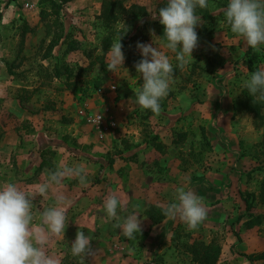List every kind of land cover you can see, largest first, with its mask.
I'll return each instance as SVG.
<instances>
[{"label":"rangeland","instance_id":"1","mask_svg":"<svg viewBox=\"0 0 264 264\" xmlns=\"http://www.w3.org/2000/svg\"><path fill=\"white\" fill-rule=\"evenodd\" d=\"M52 3L0 0V143L3 136L18 142V176L28 181L65 164H82L90 188L102 180L109 185L116 168L124 172L145 164L162 183L147 190L152 200L163 198L167 205L175 189L184 186L202 196L207 208V219L189 230L179 218L165 217L162 207L146 206L138 235L157 227L163 231L158 224L164 221L167 232L161 242L166 249L153 254L149 264H198L206 245L218 249L215 264H264V102H253L242 87L252 71L264 68V45L259 52L249 49L230 31L224 17L228 0H209L207 8H197L199 46L184 70L175 67L163 26L152 18L167 0H72L57 15ZM121 34L125 61L113 73L105 53ZM138 41L173 57L175 83L159 115L135 101L142 84L134 67L141 59ZM91 61L95 64L86 71ZM97 116L100 124L93 122ZM70 186L75 197L83 196L67 214L64 239L50 235L56 242L48 245L49 252L65 245L60 264H80L71 253L78 230L92 237L94 252L99 247L85 264H106L105 241L111 243L106 247L110 258L133 253L120 229L118 241L110 239L115 220L102 203L94 204L107 190L88 196L77 179H70ZM67 199L73 207V198ZM86 208L92 215L81 218L78 213ZM133 211L125 206L118 215ZM139 241L135 246L141 248Z\"/></svg>","mask_w":264,"mask_h":264},{"label":"clouds","instance_id":"2","mask_svg":"<svg viewBox=\"0 0 264 264\" xmlns=\"http://www.w3.org/2000/svg\"><path fill=\"white\" fill-rule=\"evenodd\" d=\"M208 6L209 0H167L166 5L152 16L153 19L158 17L163 26L162 38L166 40V49L174 54L175 67L180 70L194 61L192 52L199 46L196 28L202 18L197 15V8L205 9ZM224 17L233 34L242 37L251 49L261 51L260 46L264 45V0H228ZM123 34L113 40L105 53L108 58L107 70L113 73L123 67L125 61L121 42ZM136 48L141 59L134 67L142 78V84L135 93V101L140 108L159 115L161 101L169 95L175 83L173 57L153 44L138 41ZM242 87L247 89L253 102H264V68L252 71L250 77L243 80ZM100 119L98 117V122ZM45 177V181L37 184L31 194L21 190L14 182H5L0 187V264H60L59 259L47 254L45 245L50 235L64 239L67 211L72 201L58 194L56 206L39 212L41 223L34 225L33 200L37 195H47L50 186H60L65 179H77L83 186H87L89 180L82 164H65L47 171ZM124 206L115 193H109L103 204L107 216L115 220L113 228L120 229L127 240L136 241L142 231L140 206L134 205L132 213L121 217L118 208ZM162 212L169 219L179 218L189 230L197 229L207 219L204 198L184 186L175 189L173 200L163 207ZM91 242V236L83 231L76 232L71 253L81 258L80 264H85V260L94 254Z\"/></svg>","mask_w":264,"mask_h":264},{"label":"crops","instance_id":"3","mask_svg":"<svg viewBox=\"0 0 264 264\" xmlns=\"http://www.w3.org/2000/svg\"><path fill=\"white\" fill-rule=\"evenodd\" d=\"M17 144L18 142L11 144L10 140L7 139L6 136H3L1 140V143H0V183L4 184L5 182H14L19 188L21 187L20 188L21 190L28 189L29 191L31 190V193H33L35 191V186L39 183H43L45 181V177L43 178L38 177L36 179L33 178L31 180L25 181L23 177L18 176L17 174L18 170H16L17 166L15 165V160H14V156L18 152ZM118 169L116 168L114 170L112 174L113 179L111 180L109 185L105 183L104 180H102L99 184L95 186H91L90 188H88V185H87L86 189L88 190V193L86 191L84 195L91 196L94 193L95 194L97 193V189L103 188V189H106L107 192L105 195H103L100 198L99 202L94 203L95 205H97L98 203H102V206H103L105 197L109 193H115L119 196V198L121 199V201L127 208L129 207L134 208L133 207L134 205H139L140 208L142 207L141 209L139 208V211L142 214L146 206L157 205L162 208L165 206V204L163 203V198L152 200L151 193L147 192V190H151L152 188H155L157 185L162 184L159 178H156V175H154V169L149 170V168H147V165L145 164L143 168L139 169L137 167L132 166L130 168H126L124 172H118ZM34 172H35V169L32 170L33 176H34ZM32 175H30V177H32ZM114 180L115 182H113ZM65 182L66 184H64ZM74 187L75 186H72V187L70 186V179H67V180H64L63 184L58 187L54 185V188L52 189V186H50L47 195L35 196L33 200V203L35 205L33 209V214L35 217L34 225H38L41 223L39 212H42L45 208H48L51 206L49 202H51L52 198H54L56 194L58 195L61 193L66 198H68V196H71L73 200L75 201V204L73 205V207L68 208L67 214L69 211H73L77 203L80 202V197L83 196L82 194L79 197L78 196L75 197L76 192H73L72 190L74 189ZM56 190H59V192H57ZM120 209L122 208H118V211ZM90 210H91L90 208H86L85 210L82 209L79 211L78 214L81 216V218H90V216L92 215ZM76 221H77V218H76ZM164 222L162 224H158L160 228L163 227V231H160L159 227H157L158 228L157 230L156 228H154V230L150 231L146 236L138 235L136 241H127L125 238L124 245H127V246L131 245V249H132L131 251H133V253L130 252L126 256L123 253L118 252V254L113 255L114 258L113 257L110 258L111 255L110 256L107 255L106 247L111 243H108L107 241H105V243L103 244L104 248L101 247V250L105 252L106 254V256L104 257L106 260V264H149V261L152 258L153 254L154 255L160 254L166 249V244H164L163 246V244L161 243L162 239H164L165 233H167L165 230L166 224ZM111 235L112 237L110 239H112L113 242L118 241L119 239L118 229H115V228L113 229L112 227ZM68 236H69V233L66 235V238ZM55 238L61 240L58 237H55ZM139 240H142L143 242L141 248H139V246H135L136 243H141V241ZM55 242H56L55 239L51 240V237L49 236L48 243L45 245V248H46L48 255L56 257L61 262L67 250L65 249V245L61 244V246H63L62 250L58 249V250H53V252L52 251L49 252L48 248H50L49 247L50 244L52 243L51 244V247H52L54 246ZM150 248H153L154 251L150 252L149 251ZM96 250L98 251L99 247H97ZM96 252H94V255L96 254ZM95 257L96 256L92 257V259H94Z\"/></svg>","mask_w":264,"mask_h":264},{"label":"trees","instance_id":"4","mask_svg":"<svg viewBox=\"0 0 264 264\" xmlns=\"http://www.w3.org/2000/svg\"><path fill=\"white\" fill-rule=\"evenodd\" d=\"M71 1L72 0H53V3H52V7H54L53 8V13L57 15L58 14V9L61 8L63 5L71 2ZM47 12L48 11H46L44 9L41 10V14L42 15L47 16L48 15ZM55 20H54V24L57 25L58 23ZM59 38H60V34H58L57 36H55L54 39H53V41L51 43L52 44L57 43L58 42L57 40H59ZM75 48H76L75 45L73 43H71L70 44V47H69V50H71V49L73 50ZM249 49H251V48L249 47ZM94 64H95V62L94 61H91L89 63V65H88V67L85 68V70L86 71L89 70ZM55 75L56 76H60V72L58 70H56ZM42 165H44V164L42 163L40 166H42ZM244 200H245V203L247 205V208H250L251 207V201L249 200V198L246 196V197H244ZM217 250H218L217 248L212 249V246L211 245L210 246L206 245L205 246V251L202 254H198L199 257H202V258L200 260H198L199 257L196 258V260L199 262L198 264H205V263L206 264H215L216 259H217V254H218ZM247 258L254 259L253 255H249V256H247ZM201 260H202V262H201Z\"/></svg>","mask_w":264,"mask_h":264},{"label":"built area","instance_id":"5","mask_svg":"<svg viewBox=\"0 0 264 264\" xmlns=\"http://www.w3.org/2000/svg\"><path fill=\"white\" fill-rule=\"evenodd\" d=\"M81 112V114H85L84 113V110L83 111H80ZM98 117H100V116H97L94 120H93V122H96L97 124L100 122V121H102L101 119L99 120V122H98ZM91 121V120H90ZM100 124V123H99Z\"/></svg>","mask_w":264,"mask_h":264}]
</instances>
